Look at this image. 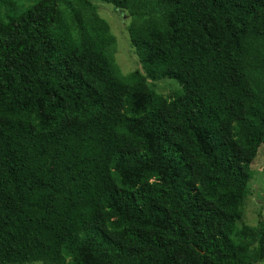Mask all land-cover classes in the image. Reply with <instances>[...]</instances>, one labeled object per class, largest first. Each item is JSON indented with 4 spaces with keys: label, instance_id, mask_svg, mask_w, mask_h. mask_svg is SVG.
Returning <instances> with one entry per match:
<instances>
[{
    "label": "trees",
    "instance_id": "obj_1",
    "mask_svg": "<svg viewBox=\"0 0 264 264\" xmlns=\"http://www.w3.org/2000/svg\"><path fill=\"white\" fill-rule=\"evenodd\" d=\"M27 1L0 0V264H264V0H101L127 75L91 0Z\"/></svg>",
    "mask_w": 264,
    "mask_h": 264
},
{
    "label": "rangeland",
    "instance_id": "obj_2",
    "mask_svg": "<svg viewBox=\"0 0 264 264\" xmlns=\"http://www.w3.org/2000/svg\"><path fill=\"white\" fill-rule=\"evenodd\" d=\"M98 7L99 16L104 19L110 26V32L116 40L114 47V60L123 75H127L136 69H140L139 61L135 55L126 27L127 18L120 16L113 10L111 5H106L101 0H91ZM21 10H25L29 3L27 0H16ZM153 85V86H152ZM153 91L162 96H175L182 91V87L174 80L164 79L153 83ZM251 170L255 171L254 178L250 181V185L254 194L250 196L244 208L243 224L255 226L257 223L256 212L262 207V218L264 219V146L260 149ZM241 224V223H240Z\"/></svg>",
    "mask_w": 264,
    "mask_h": 264
}]
</instances>
